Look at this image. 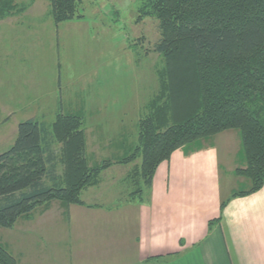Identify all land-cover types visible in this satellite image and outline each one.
Instances as JSON below:
<instances>
[{
	"label": "trees",
	"instance_id": "obj_1",
	"mask_svg": "<svg viewBox=\"0 0 264 264\" xmlns=\"http://www.w3.org/2000/svg\"><path fill=\"white\" fill-rule=\"evenodd\" d=\"M48 2L56 25L83 18L82 0ZM28 8L0 0V20ZM138 14L158 22L154 52L163 66L159 91L140 118L134 153L97 162L87 150L81 112L56 114L52 125L20 123L14 144L0 154V228L11 229L55 201L64 208L85 206L82 193L98 187L113 166L134 164L123 180L133 191L119 203L144 202L158 167L175 151H195L231 130L241 140L235 171L241 181L230 199L264 186V0H140ZM0 264H18L2 243Z\"/></svg>",
	"mask_w": 264,
	"mask_h": 264
},
{
	"label": "crops",
	"instance_id": "obj_2",
	"mask_svg": "<svg viewBox=\"0 0 264 264\" xmlns=\"http://www.w3.org/2000/svg\"><path fill=\"white\" fill-rule=\"evenodd\" d=\"M41 2L33 4L40 9ZM16 18L0 20V154L14 144L20 123L40 121L35 115H43L47 103L44 41L35 40L34 28H11ZM15 31L27 34L25 41L15 38ZM54 75L57 80V65ZM54 101L56 106L57 95ZM130 108L91 101L85 112L126 114ZM14 114L35 115L19 117L13 125ZM103 122L108 119L102 117L97 126ZM102 141L95 144L105 146ZM240 149L238 132L225 131L200 149L177 150L161 163L144 202L119 203L116 191L105 199L100 189L89 188L82 193L85 206L53 202L48 211L5 229L9 236L0 243L18 264H264V186L230 199L241 181L235 175ZM131 168L113 166L102 180L106 174L115 177L117 169L116 178L123 181Z\"/></svg>",
	"mask_w": 264,
	"mask_h": 264
},
{
	"label": "rangeland",
	"instance_id": "obj_3",
	"mask_svg": "<svg viewBox=\"0 0 264 264\" xmlns=\"http://www.w3.org/2000/svg\"><path fill=\"white\" fill-rule=\"evenodd\" d=\"M34 1H21L29 8L23 14L15 16L17 18L12 22L17 23L12 24L11 28L22 26L24 32L34 28L35 40L40 43L44 41L47 103L43 115L42 112L39 115H12L10 119L13 125H17L20 118L33 115L39 118V122L52 125L56 114L81 112L89 144L87 150L96 156L97 162L108 158L121 159L124 154L131 155L138 146L135 136H138L139 121L147 113L146 106L159 91L158 72L163 66V60L154 52V45L160 39L158 22L150 17L139 19L140 0H82V19L56 25L48 14V0L41 2L44 6L40 9L33 4ZM26 36L27 34L15 33V38H21L19 41H25L23 37ZM56 65L57 80L54 75ZM50 66H53V72L50 71ZM91 101L94 106L109 102L113 107L129 105L131 108L126 114L86 113L85 109L91 105ZM102 117L107 118L108 122H103L98 127L97 122ZM135 124L138 126L135 127ZM101 139L106 144L98 147L95 143L102 141ZM140 161L141 158L137 164ZM132 165L130 166L133 167ZM113 172L115 177L106 174L103 183L96 188L100 189L105 199L106 196L115 194V191L117 198L133 191V187L129 189L121 179L116 178L119 176L117 169H113ZM104 174L105 172L102 176ZM49 209L50 206L46 211ZM0 232V239L7 240L9 232L2 228Z\"/></svg>",
	"mask_w": 264,
	"mask_h": 264
}]
</instances>
